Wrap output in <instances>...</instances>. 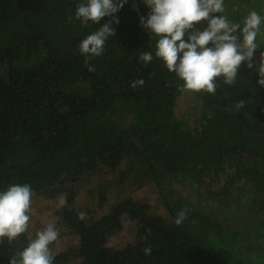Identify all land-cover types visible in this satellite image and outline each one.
I'll list each match as a JSON object with an SVG mask.
<instances>
[{"label":"trees","instance_id":"1","mask_svg":"<svg viewBox=\"0 0 264 264\" xmlns=\"http://www.w3.org/2000/svg\"><path fill=\"white\" fill-rule=\"evenodd\" d=\"M80 2L0 0V191L27 183L35 200L77 184L91 187L84 190L92 203L84 220L76 192L58 213L79 245L54 253L55 264H255L237 254L236 245L256 243L251 224L237 219L240 212L249 217L245 203L248 211L264 213L258 63L242 65L232 86L217 78L215 94L195 92L201 105L189 113L196 111L195 118L180 119L184 81L162 60H139L143 52L154 55L157 40L140 24L150 11L143 0H128L115 14L116 36L90 62L94 72L85 67L78 43L100 25L82 27L74 18ZM138 79L145 84L131 87ZM131 172L137 190H157L169 223L149 204L123 199ZM110 193L117 202L109 212L88 216ZM185 208L187 219L177 226L174 219ZM125 214L137 223L138 241L106 249ZM28 243V231L11 243L5 238L0 264Z\"/></svg>","mask_w":264,"mask_h":264},{"label":"clouds","instance_id":"2","mask_svg":"<svg viewBox=\"0 0 264 264\" xmlns=\"http://www.w3.org/2000/svg\"><path fill=\"white\" fill-rule=\"evenodd\" d=\"M128 0H82L76 5V20L82 27L89 22L100 27L78 43L79 53L84 57V64L89 72L95 71L90 62L106 51V43L111 36H116L113 23L119 24L115 16ZM150 9L148 17L140 18L143 28L150 36L157 38L154 55L151 51L143 52L139 60L145 64L154 59L162 60L166 68L184 81L182 90L215 94L218 88L217 78L222 77L225 85L236 83L242 65L249 69L256 67L257 36L261 30L262 17L251 11L242 21L230 20L225 13V0H143ZM220 14V15H214ZM105 17H111L101 24ZM68 19L71 21L72 16ZM201 21L207 22L203 30L196 27ZM211 45V46H209ZM257 83L264 87V51L260 52L257 68ZM145 81L138 79L131 82V87L143 86ZM35 190L30 184H12L5 191H0V245L5 238L11 243L28 231L29 213L32 210ZM67 204L66 197H57V207ZM190 210L181 209L174 223L180 226ZM84 220L87 213H78ZM50 220L46 227L36 233L27 247L9 257V264H55V254L49 245L59 237L56 220ZM145 255L151 254V248L143 249Z\"/></svg>","mask_w":264,"mask_h":264},{"label":"rangeland","instance_id":"3","mask_svg":"<svg viewBox=\"0 0 264 264\" xmlns=\"http://www.w3.org/2000/svg\"><path fill=\"white\" fill-rule=\"evenodd\" d=\"M233 1H235V4L232 3ZM233 5H235L237 8H232ZM251 11H256L262 17H264V0H225L224 15H226L230 20L242 21L243 17L247 16ZM196 27L203 30L204 27H207V22L204 21L200 27L197 25ZM256 42L261 46L256 54V62L259 65L260 52L264 51V21H262L261 30L257 36ZM196 106L199 108L201 107L200 101L197 100L195 92L186 90L178 101L176 109L177 116L180 119L195 118L197 114L196 111L192 114L189 113L192 112ZM134 176V172H131L127 175L125 197H123V199L132 200L136 206L141 204H149L155 208L157 213L169 223L170 216L160 203L157 190L152 186H147L137 190ZM252 186L253 185H250L249 188H252ZM87 188L91 187L85 183L82 185L77 184L75 187L70 186L64 191H60L50 196L42 195L39 198L33 200L32 210L29 213V242L36 238V233L43 230L50 220L53 218H58L56 220V224L59 231V237L55 242L49 245L51 251L53 253H61L76 249L79 245V238L69 234V231H67L66 227H64V225L61 223V219L58 216L61 208L57 207V197L59 195H64L66 200H68L70 192H76L75 200L77 212L80 213L83 211L88 213L92 209V203L91 197L84 191ZM183 193L185 195H189V191H183ZM115 202L117 201L115 199L114 193H110L108 195V201L103 202L101 205L96 207V209H94L93 212H90L88 216L92 215L94 219L99 218L101 215L108 213ZM245 204L246 205L244 206L243 212L247 211L249 217L245 215L246 213L242 214L240 212V215L237 217V219L241 223L249 225L251 224L254 234L253 238L255 239L256 243L253 242L250 246L248 244L249 242L240 243L239 241L236 245V253L255 264H264V213L258 214L255 211L250 212L248 211L247 203ZM236 215H238V212H236ZM137 241V223L134 222L127 214H125L123 216V229L116 236L105 240L104 246L108 250L123 249L130 244H135Z\"/></svg>","mask_w":264,"mask_h":264},{"label":"water","instance_id":"4","mask_svg":"<svg viewBox=\"0 0 264 264\" xmlns=\"http://www.w3.org/2000/svg\"><path fill=\"white\" fill-rule=\"evenodd\" d=\"M255 97V96H254ZM261 138H264L263 136H261V135H259ZM242 156H245V157H249V158H253L254 156L253 155H251V154H243ZM240 157L241 156H239L238 158H237V160H238V162H239V160H240Z\"/></svg>","mask_w":264,"mask_h":264}]
</instances>
